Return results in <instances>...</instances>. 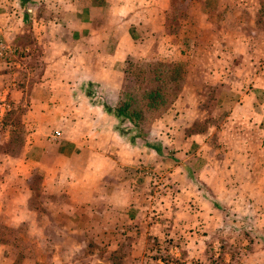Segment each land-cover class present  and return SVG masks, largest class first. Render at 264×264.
I'll return each mask as SVG.
<instances>
[{
	"label": "crops",
	"instance_id": "obj_1",
	"mask_svg": "<svg viewBox=\"0 0 264 264\" xmlns=\"http://www.w3.org/2000/svg\"><path fill=\"white\" fill-rule=\"evenodd\" d=\"M30 1L31 4H20L19 0L11 3L0 0V43L15 47L12 39L18 37L23 28V18L19 16L29 12L33 47L39 48L41 63L40 70L32 65L36 56L29 46L19 51L15 48L14 54L3 53L0 56V131L6 129L1 133L0 144L6 143L8 138L4 116L10 108L25 107L21 120L26 128L19 154L14 158L0 159V169L7 171L0 179V217L8 213L10 200L6 191L9 186L20 185L24 191L27 176L34 171H42L45 175L41 181L43 194L54 198L62 195L67 218L73 217V211H79L76 207L93 208L94 204V209L86 214L101 219L95 222L98 229L103 227L102 218L108 214L102 207L105 199L111 205V211H108L112 214L108 215L119 213V206L115 203L119 202L116 198L119 172L135 164L136 155L141 152L135 151L134 145L118 132V118L113 113L122 88L123 66L127 60L148 57L152 49L154 53L158 49L161 60L169 56V39L163 26L169 0H44L49 1L48 14L43 13V0ZM246 5L241 4L239 8ZM246 9L256 11L259 8ZM106 27L111 29L104 33ZM226 40L229 58L238 60L225 69L224 85L217 98L225 114L218 127L210 125L203 134H191L197 156L201 155L206 162L196 173V178L193 175L187 179L190 186L219 187V196L225 187L240 190L259 185V180L264 179V100L261 99L264 95V63L259 60H264V48L251 50L249 44L257 39L243 33ZM177 55L181 57L179 52ZM215 55L213 51L210 56L215 58ZM233 68L245 77L232 80L226 73ZM216 71L208 67L206 74H214L215 79ZM180 100L177 98L172 108L177 109L181 105ZM188 109L178 110V115L169 122L172 123L170 126L178 129L193 125L196 117L190 116ZM166 118L167 113L158 122L169 126ZM169 133L178 138L176 130ZM213 135L216 147L225 155L222 158L212 157L216 150L206 139L214 138ZM186 144L183 143L184 146ZM201 151L207 156L199 153ZM176 165L177 170L183 173L182 164ZM107 169L110 172L106 176L100 172ZM78 172L82 176H77ZM108 186L113 189L110 196L105 195V187ZM211 194L214 193L209 190L208 193L195 192L190 196L208 203L220 200ZM255 196L249 199L255 200ZM26 203L25 195L17 203L16 220L10 227H17L29 218H40L39 213L26 208ZM210 206L203 210L183 209L173 213L169 226L173 224L174 231L183 234L180 249L186 251V255L181 253V262L185 264L202 261L206 246L202 233L213 234L219 226L216 215L220 218L221 214ZM33 222V232H38L39 227ZM64 231L74 232L68 227ZM35 245L39 248L46 245L51 258L45 262L25 255L18 264H66L56 261L57 257L52 252L58 243L47 241ZM1 248L3 245L0 244ZM217 250L220 254V248ZM245 252L242 256L245 264L253 258L264 262V250ZM180 258L179 255L176 259ZM0 264H12V260L1 252Z\"/></svg>",
	"mask_w": 264,
	"mask_h": 264
},
{
	"label": "rangeland",
	"instance_id": "obj_2",
	"mask_svg": "<svg viewBox=\"0 0 264 264\" xmlns=\"http://www.w3.org/2000/svg\"><path fill=\"white\" fill-rule=\"evenodd\" d=\"M8 1L15 2V0ZM19 3L31 4V1L19 0ZM48 4L49 1H42L44 14H48ZM241 4L247 5L239 8ZM251 7L259 9L256 11L246 9ZM30 15L29 12H23L19 16L23 18V28L17 34L18 37L15 35L16 38L12 39L11 43L15 47L10 49L14 54L15 48L19 51L26 46L31 47L33 56H36L31 63L40 70V51L38 47H33L29 30ZM164 15L163 26L164 34L169 39L167 43L169 56L161 61L158 49L156 53L152 49L146 58L137 61L127 60L123 70L127 68L129 62L140 63L147 60L152 65H155V62L168 65L178 63L180 90L175 100L182 99L179 102L181 105L177 109L172 108L174 100L158 118L140 125L138 129L132 127L124 118L118 117V132L126 138V141L134 145L135 151L141 150L136 155L135 164L119 172V188L116 196L119 202H115L119 206V213L116 216L108 215L112 214L108 211L111 205L105 199L102 207L108 214L102 218L103 227L97 229L95 226V222H99L100 218L96 219L86 214L94 209V204L93 208L76 207L75 209L79 211H73V217L67 218L64 214L67 208L62 195L61 198L57 196L54 198L43 194L41 181L45 175L42 171H34L27 176V181L23 185L24 191L16 184H11L6 191L10 201L7 204L8 213L0 217V244L3 245L0 254L2 252L5 257L11 259L12 264H18L20 258L25 255L38 257L46 262L47 258H51L45 248L46 245L44 248H39L35 243L47 241L58 243L57 248L52 252L57 257L56 261L66 264H185L181 260L182 254L186 255V251L180 249L183 234L174 231L173 224L169 226L172 223L173 213L183 209L203 210L207 209L209 204L220 212L221 216L219 218L216 215L219 226L215 228L213 234L202 233L206 246L199 264H207L206 262L245 264L242 260V256L247 253L245 251L264 250V179H258L259 185L247 186L240 190L235 187H225V190H222L223 198L218 194L219 187L190 186L187 181L193 175L196 178V173L206 162L201 155L197 156L191 134H203L210 125L218 127L225 114L222 106L219 107L217 98L224 85L225 69L238 60L229 58L226 51L229 43L225 41L230 36L235 37L243 33L254 40L257 39L249 44L251 50L264 48V0H169ZM149 28L154 29V27ZM110 29L111 27H106L104 33ZM213 51L216 52L215 58L210 56ZM178 52L182 58L177 55ZM17 56L15 54L16 58ZM259 60L264 63L263 58ZM208 67L217 70L215 79L218 81L213 79L214 74L210 72L206 74ZM26 69L27 66L25 71ZM226 74L232 80L238 79L239 76L245 77L235 68L228 70ZM122 80L120 93L124 86V75ZM88 92L92 93L93 90ZM261 99L264 100V95ZM24 108L22 106L10 108L4 116V126H8V138L6 143L0 144L1 161L3 157L14 158L19 154L25 140L26 128L21 120ZM185 108H189L190 116L193 114L196 117L194 124L178 129H175L174 125L170 126L172 123L169 122L175 119L178 110ZM165 113L169 126L158 122ZM170 130L173 132L176 130L178 138L174 137L173 133L170 134ZM2 132L0 131V136ZM207 140L216 150L212 157L225 156L220 148L216 147L215 137ZM184 142L187 143L185 146ZM199 153L203 154L202 151ZM203 155L207 156V154ZM176 164H182L183 173L177 170ZM60 166L63 170V163ZM100 172H104L105 175L110 170ZM257 172L262 171L257 170ZM6 173V170L0 169V179L4 178ZM76 175L82 176L80 172ZM110 187H105L107 196L113 193ZM209 190L214 193L211 194L213 197L220 200L208 203L197 197L191 199L190 195L193 193H208ZM25 195L26 208L39 213L40 218H29V221L12 228L10 226L15 223L17 215L15 212L19 207L17 203ZM254 195H256L255 200L249 199ZM99 206L98 204V208ZM46 213L49 216H46ZM33 220V225L39 227L38 232H33L35 230L31 225ZM51 226H54V229ZM63 227L66 229L68 227L74 232L68 233ZM212 239L216 241L213 242ZM212 245L215 252L212 251ZM215 254L216 256H213ZM179 255L181 258L177 260ZM228 258L230 261L226 262ZM248 264H264V262L253 258Z\"/></svg>",
	"mask_w": 264,
	"mask_h": 264
},
{
	"label": "trees",
	"instance_id": "obj_3",
	"mask_svg": "<svg viewBox=\"0 0 264 264\" xmlns=\"http://www.w3.org/2000/svg\"><path fill=\"white\" fill-rule=\"evenodd\" d=\"M129 63L123 70L124 86L113 113L138 129L158 118L175 100L180 90L179 69L178 63Z\"/></svg>",
	"mask_w": 264,
	"mask_h": 264
},
{
	"label": "built area",
	"instance_id": "obj_4",
	"mask_svg": "<svg viewBox=\"0 0 264 264\" xmlns=\"http://www.w3.org/2000/svg\"><path fill=\"white\" fill-rule=\"evenodd\" d=\"M3 53H12V50L10 49V47H6L2 43H0V56H2Z\"/></svg>",
	"mask_w": 264,
	"mask_h": 264
}]
</instances>
